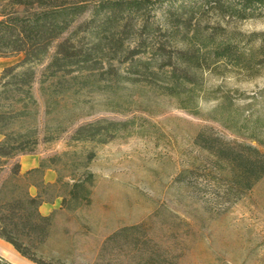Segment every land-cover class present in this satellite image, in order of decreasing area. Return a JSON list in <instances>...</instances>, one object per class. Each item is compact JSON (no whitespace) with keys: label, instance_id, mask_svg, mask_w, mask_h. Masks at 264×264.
<instances>
[{"label":"rangeland","instance_id":"obj_1","mask_svg":"<svg viewBox=\"0 0 264 264\" xmlns=\"http://www.w3.org/2000/svg\"><path fill=\"white\" fill-rule=\"evenodd\" d=\"M231 1L199 0L185 16L191 20L185 24L187 38L195 36V43L198 39L208 47L202 48L200 66L187 71V82L176 96L125 80L123 71L120 79L108 75L104 80H54L41 87V73L54 46L34 66L31 92L36 105L9 128L33 132L34 154L56 171L55 180H61L41 189L42 197L55 200L63 195L68 202L52 213L48 237L32 249L38 260L264 264V176L238 200L228 201L222 196L225 185L213 157L194 143L204 132L264 153V6L256 8L254 16L238 19L226 9ZM156 6L155 21L164 24L170 5L164 1ZM88 16L79 18L72 29ZM220 44L230 46L231 57L212 54ZM20 59L4 58L0 65ZM109 64L118 66V57L106 61L104 69ZM100 120L129 124L103 144L73 140L79 126ZM17 162L18 156L3 164L0 186L11 179ZM85 170L93 174L92 185H87L90 203L70 202L62 184ZM0 257L10 264H33L4 241Z\"/></svg>","mask_w":264,"mask_h":264},{"label":"trees","instance_id":"obj_2","mask_svg":"<svg viewBox=\"0 0 264 264\" xmlns=\"http://www.w3.org/2000/svg\"><path fill=\"white\" fill-rule=\"evenodd\" d=\"M158 1L1 0L0 58L21 59L0 72V170L7 160L35 152L34 133L14 132L9 124L26 117L36 105L31 92L36 77L34 66L47 58L53 46L54 54L41 73V87L54 80H104L108 75L120 79L123 71L125 80L145 83L165 95L179 94L187 82V71L200 66L202 48L208 47L198 39L195 43V36L187 38L185 33V24L191 21L185 16L199 0ZM164 1L170 5L163 14L167 22L159 24L155 21L156 5ZM208 1L220 4L221 0L202 3ZM262 6L264 0H232L226 9L238 19H247ZM86 13L89 16L72 29ZM212 54L217 58L232 56L228 44L217 45ZM116 57L118 66L109 64L104 69V63ZM128 124L105 120L84 124L75 130L73 140L103 144L125 131ZM194 143L213 157L218 177L225 185L222 196L228 201L232 197L238 200L264 176V153L256 147L230 144L214 136L206 137L204 132L196 135ZM93 155L90 153L88 158ZM46 169L52 168L40 160L37 168L22 174L17 162L11 167V179L0 186V239L33 264H45L32 249L46 240L52 221V214L43 216L39 212L43 203L54 200L44 199L41 189L61 181L57 178L52 184L44 183ZM36 175L41 176L40 180L30 181ZM92 180L93 174L85 170L81 177L62 184L68 188L69 201L89 204L87 185L91 186ZM31 187L36 190L34 196L29 193ZM56 198H60V209L65 208L66 198ZM0 262L10 264L1 257Z\"/></svg>","mask_w":264,"mask_h":264},{"label":"crops","instance_id":"obj_3","mask_svg":"<svg viewBox=\"0 0 264 264\" xmlns=\"http://www.w3.org/2000/svg\"><path fill=\"white\" fill-rule=\"evenodd\" d=\"M1 59H4V58H0V60ZM6 66H4V67H6ZM4 67L0 65V72ZM40 160H41V157L38 155H35V154L19 156L18 157V163L20 166V172L23 174L29 170L37 168ZM42 179H43L44 183H49V184L54 183V181H55L54 171L52 169H46L43 173ZM29 193L32 196H34L36 194L35 188L31 187L29 189ZM59 208H60V200H58L56 198L52 203H43L39 207V212L41 215L47 216V215L52 214L54 211H57V209H59ZM0 241L3 242V240H1V239H0ZM5 249L9 252L8 248H5ZM11 256H13V255H11ZM14 258H15V256H14Z\"/></svg>","mask_w":264,"mask_h":264}]
</instances>
